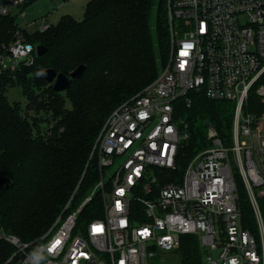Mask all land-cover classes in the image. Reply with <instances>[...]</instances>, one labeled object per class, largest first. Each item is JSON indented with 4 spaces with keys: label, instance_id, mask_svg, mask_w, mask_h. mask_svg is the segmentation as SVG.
Here are the masks:
<instances>
[{
    "label": "built area",
    "instance_id": "1",
    "mask_svg": "<svg viewBox=\"0 0 264 264\" xmlns=\"http://www.w3.org/2000/svg\"><path fill=\"white\" fill-rule=\"evenodd\" d=\"M28 1L4 0L0 15L25 18ZM168 21L171 54L161 75L115 109L97 139L96 187L71 211L72 196L38 240L0 235L17 248L19 264H154L158 250L178 251L188 235L198 240L202 264H264V0H169ZM51 26L46 17L24 21L0 45V96L38 58L28 34ZM193 95L233 105L230 140L209 125L208 145L181 182H162L192 138L182 111ZM239 182L256 233L246 227ZM98 193L102 215L81 220Z\"/></svg>",
    "mask_w": 264,
    "mask_h": 264
},
{
    "label": "trees",
    "instance_id": "2",
    "mask_svg": "<svg viewBox=\"0 0 264 264\" xmlns=\"http://www.w3.org/2000/svg\"><path fill=\"white\" fill-rule=\"evenodd\" d=\"M168 4L169 0H90L83 21L64 15L45 33L28 34L30 42L48 50L13 81L27 99L25 107L10 102L6 93L0 96L2 235L15 236L22 243L40 239L72 196L71 211L98 184V159L92 153L103 125L115 109L156 80L170 58ZM156 6L155 38L150 19ZM17 19V15H0V45L14 39ZM80 65H86V71L66 92H56L43 77L47 69L69 76ZM260 82L264 84V76ZM252 99L257 105L258 98L252 95ZM40 112L52 114L46 132ZM182 112L192 138L178 155L174 176L162 182H181L190 160L208 145L209 125L230 140L233 107L228 102L193 95L191 108ZM239 194L244 216L251 221L246 227L256 233L250 202L240 182ZM101 215L98 193L80 218ZM178 251L182 264H202L195 236H184ZM20 259L17 248L0 237V264H19Z\"/></svg>",
    "mask_w": 264,
    "mask_h": 264
},
{
    "label": "rangeland",
    "instance_id": "3",
    "mask_svg": "<svg viewBox=\"0 0 264 264\" xmlns=\"http://www.w3.org/2000/svg\"><path fill=\"white\" fill-rule=\"evenodd\" d=\"M89 1L90 0H35L26 6L25 8L26 17L25 18L19 17L17 19V22L19 25H22L23 22L27 20L32 21L36 18L47 17L50 24L56 25L58 24V22L64 15H69V14H72L76 20L83 21L85 7ZM2 2H4V0H0V3ZM14 15H18V11H15ZM156 19H157V6L153 9V13L150 19V24H151L155 38H156V32H155ZM31 31L32 29L30 30V32ZM161 73L162 71L160 72L159 76L161 75ZM6 95L10 102L20 103V105H22L23 107H25L27 104V99L24 96L23 91L20 87H17L14 85V87L8 90ZM253 101L254 100L252 99L251 101L252 107L254 104ZM229 105L230 107H233L231 103H229ZM68 107L69 108L71 107L69 102H68ZM38 116L44 120V122H42L41 124V127L43 128V132H46L48 129L51 128V123L49 120H52V114L48 112H40ZM123 160H124V157H120L117 159V163H120ZM114 170H115V167L110 168L109 172L113 173ZM106 179H108L107 174H106ZM213 256L215 257L216 255L213 254ZM153 263L154 264H182V258H181L179 251L167 253L165 251L158 250L157 257L154 258Z\"/></svg>",
    "mask_w": 264,
    "mask_h": 264
},
{
    "label": "water",
    "instance_id": "4",
    "mask_svg": "<svg viewBox=\"0 0 264 264\" xmlns=\"http://www.w3.org/2000/svg\"><path fill=\"white\" fill-rule=\"evenodd\" d=\"M47 48L42 45L37 46L38 57L43 56L47 52ZM86 65H80L75 70H73L69 76L62 73H57L54 69H47L43 72V77L45 80L53 85L56 92L62 93L70 89L72 81H76L82 77L86 71ZM2 232V227L0 225V235Z\"/></svg>",
    "mask_w": 264,
    "mask_h": 264
},
{
    "label": "snow or ice",
    "instance_id": "5",
    "mask_svg": "<svg viewBox=\"0 0 264 264\" xmlns=\"http://www.w3.org/2000/svg\"><path fill=\"white\" fill-rule=\"evenodd\" d=\"M192 47V45H185V51L184 52H182V55H188V52H187V49H189V48H191ZM184 65L183 64H181V67H183ZM119 206V205H118ZM94 231H96V232H99V231H101V229L100 228H95L94 229ZM146 234V233H145ZM57 244H59L60 242L59 241H57L56 242Z\"/></svg>",
    "mask_w": 264,
    "mask_h": 264
},
{
    "label": "crops",
    "instance_id": "6",
    "mask_svg": "<svg viewBox=\"0 0 264 264\" xmlns=\"http://www.w3.org/2000/svg\"><path fill=\"white\" fill-rule=\"evenodd\" d=\"M69 15H72V14H69ZM73 16V15H72ZM74 17V16H73ZM47 18V17H46ZM48 20V19H47ZM49 22V21H48ZM50 23V22H49Z\"/></svg>",
    "mask_w": 264,
    "mask_h": 264
}]
</instances>
